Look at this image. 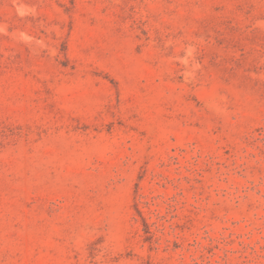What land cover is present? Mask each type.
I'll return each mask as SVG.
<instances>
[{"label": "rangeland", "instance_id": "obj_1", "mask_svg": "<svg viewBox=\"0 0 264 264\" xmlns=\"http://www.w3.org/2000/svg\"><path fill=\"white\" fill-rule=\"evenodd\" d=\"M0 264H264V0H0Z\"/></svg>", "mask_w": 264, "mask_h": 264}]
</instances>
